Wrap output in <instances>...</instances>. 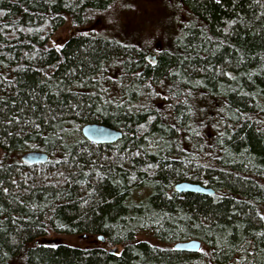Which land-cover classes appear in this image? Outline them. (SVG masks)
Returning a JSON list of instances; mask_svg holds the SVG:
<instances>
[{
  "label": "trees",
  "instance_id": "1",
  "mask_svg": "<svg viewBox=\"0 0 264 264\" xmlns=\"http://www.w3.org/2000/svg\"><path fill=\"white\" fill-rule=\"evenodd\" d=\"M119 2L0 0V264H264V0H175L156 43L106 35Z\"/></svg>",
  "mask_w": 264,
  "mask_h": 264
},
{
  "label": "rangeland",
  "instance_id": "2",
  "mask_svg": "<svg viewBox=\"0 0 264 264\" xmlns=\"http://www.w3.org/2000/svg\"><path fill=\"white\" fill-rule=\"evenodd\" d=\"M175 0H120L113 8L112 15L106 21H99L103 26L102 30L109 37L116 38L123 42H142L147 39L158 37L154 42L160 41L159 37L168 38L175 30L174 10ZM70 34V24L62 25L51 37L52 45L63 44ZM166 35V36H165ZM63 242L68 244H97L104 243V239L85 236H61ZM144 239V236H139Z\"/></svg>",
  "mask_w": 264,
  "mask_h": 264
},
{
  "label": "water",
  "instance_id": "3",
  "mask_svg": "<svg viewBox=\"0 0 264 264\" xmlns=\"http://www.w3.org/2000/svg\"><path fill=\"white\" fill-rule=\"evenodd\" d=\"M153 59H155L154 56ZM82 133L87 140L95 143H113L123 135V132L120 129L102 122L86 123L82 127ZM48 159L49 154L41 150H29L22 154L23 162L28 164L44 163L47 162ZM175 187L178 191H193L207 195L214 193L213 188L188 180L177 183ZM177 247L183 250L197 251L200 250L201 241L179 243Z\"/></svg>",
  "mask_w": 264,
  "mask_h": 264
},
{
  "label": "bare ground",
  "instance_id": "4",
  "mask_svg": "<svg viewBox=\"0 0 264 264\" xmlns=\"http://www.w3.org/2000/svg\"><path fill=\"white\" fill-rule=\"evenodd\" d=\"M191 241H201V240L196 239V238L189 239V240H181V241L175 242V243L173 244V247H174L175 249L182 250V251H189V252H197V251H199V250H197V251H193V250H183V249H180V248L177 247V245H178L179 243H185V242H191ZM200 249H201V247H200ZM111 250H113V249H111Z\"/></svg>",
  "mask_w": 264,
  "mask_h": 264
},
{
  "label": "flooded vegetation",
  "instance_id": "5",
  "mask_svg": "<svg viewBox=\"0 0 264 264\" xmlns=\"http://www.w3.org/2000/svg\"><path fill=\"white\" fill-rule=\"evenodd\" d=\"M148 56H149V55H148ZM149 58H153V56H152V55H150V56H149Z\"/></svg>",
  "mask_w": 264,
  "mask_h": 264
},
{
  "label": "snow or ice",
  "instance_id": "6",
  "mask_svg": "<svg viewBox=\"0 0 264 264\" xmlns=\"http://www.w3.org/2000/svg\"><path fill=\"white\" fill-rule=\"evenodd\" d=\"M262 219H264V217H262Z\"/></svg>",
  "mask_w": 264,
  "mask_h": 264
}]
</instances>
